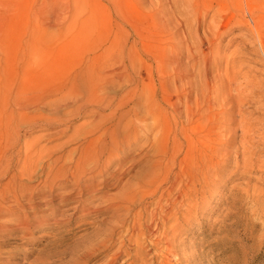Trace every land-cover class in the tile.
I'll use <instances>...</instances> for the list:
<instances>
[{
	"label": "rangeland",
	"instance_id": "1",
	"mask_svg": "<svg viewBox=\"0 0 264 264\" xmlns=\"http://www.w3.org/2000/svg\"><path fill=\"white\" fill-rule=\"evenodd\" d=\"M230 3L236 6L233 10H243L241 15L222 17ZM250 8L251 0H0V89L13 88L22 79L35 84L38 69H45V94L64 83L75 69H98L102 76L105 69H142L144 78L148 72L159 76L156 69H179L186 78L208 73L213 88L222 81L218 88L223 98L225 93H235L227 86L226 75L231 73H236L235 82H254L245 92H264V52L249 31V17L254 18ZM130 88L124 85L119 90ZM63 99L60 93L45 98V114ZM232 101L235 108H231ZM237 101L238 96L223 101L220 108L228 112L220 116L223 121L234 114L233 123L225 122L234 132L223 133L224 141L231 138L226 148L229 156L223 152L222 166L217 174H210L206 189L177 205L175 209L181 211L174 222L159 229L158 234L168 230L172 242L181 244L169 256V264H264V166L260 165L264 144L256 139L264 136V116L259 117L261 110L256 109L259 100L246 105L256 119H249L254 131L249 133L252 142L245 145L241 137L246 127L240 125V119L248 116L247 111H238ZM71 114L73 127L62 134L55 132L65 128L63 124L45 126V130L25 128L24 133L32 137L45 132L43 143L47 146L62 142L74 126L90 119L77 111ZM144 139L124 163L123 178L108 182V193H117L121 184H136L142 171L150 168L155 148ZM244 147L257 150L248 166L241 154ZM181 158L190 161L184 152L177 155V160ZM137 192L128 213L122 211L127 217L124 228L111 226L110 212L94 210L104 201L101 197L64 210L67 221L63 225L55 227L47 219L31 238L21 237L26 233L2 230L7 227L3 226L0 264H107L119 240L124 238L127 248L134 244V220L144 217L146 223L149 218L145 212L152 208L153 197ZM138 212L145 215L136 216ZM99 228L113 229L114 244L87 249L90 233ZM160 246L159 252L165 254V243ZM138 247L123 253L115 264H153V252L147 248L138 252ZM159 260L157 256L154 264Z\"/></svg>",
	"mask_w": 264,
	"mask_h": 264
},
{
	"label": "bare ground",
	"instance_id": "2",
	"mask_svg": "<svg viewBox=\"0 0 264 264\" xmlns=\"http://www.w3.org/2000/svg\"><path fill=\"white\" fill-rule=\"evenodd\" d=\"M230 5L228 13H223L222 17L229 15L230 19L241 15L243 10L235 11L236 6ZM250 9L254 18L249 17V31L256 35L264 52V0H251ZM105 71L102 76L98 69H75L64 83L45 94V69H38L34 72L35 84L31 79L26 83L22 79L13 88L0 89V230L7 226L2 230L26 233L20 236L31 238L30 234L43 222L47 223V219L55 227L63 225L67 221L64 210L83 207L99 197L104 201L94 210L110 212L111 226L124 228L127 217L122 211L129 209L137 191L142 190L153 197L152 208L145 212L149 218L146 223L144 217L134 220L132 227L137 232L134 244L127 248L124 238L119 240L107 264H115L137 244L138 252L146 248L153 252V264L157 256H160L158 264H169V256L178 251L181 244L172 242L174 237H169L168 230L158 232L167 222H174L177 212L181 211L175 207L183 205L200 189L205 190L210 174H217L222 166L220 158L229 148L231 139L224 141L223 133L234 132L225 125V122L233 123L234 114L224 121L220 119L228 113L220 109L223 101L238 96V111H247L248 117L240 119V125L246 127L241 142L247 145L252 142L249 133L254 131L249 119L256 118H252L253 110L246 105L259 100L260 106L256 109L261 110L259 117L264 116V92H245L255 84L252 80L235 82L236 73L226 75L228 89L235 93H225L223 98L218 88L223 85L222 81L213 88L204 71L193 78H186L177 72L179 69H156L159 76L148 72L145 78L142 69ZM124 85L131 88L119 90ZM53 91L64 95V99L45 114V98L53 96ZM233 107H236L234 101ZM73 111L90 119L74 126L62 142L47 146L43 143L45 132L32 137L24 133L35 127L45 130V126L63 124L65 128L55 132L62 134L73 127ZM143 138L144 143L147 140L155 148L152 165L142 171L136 184H121L117 193H108V182L123 178L124 163ZM256 139L258 144H264V136ZM253 149L240 150L247 166L251 165L250 156L257 155V150ZM181 152L189 157V162L183 158L177 160ZM229 153L223 155L229 156ZM261 163L264 166V158ZM5 177L6 181L1 182ZM60 208L62 212L56 217ZM113 235L112 228L96 229L90 233L89 246L85 247L107 248L114 244ZM161 242L165 243L162 249L165 254L159 252Z\"/></svg>",
	"mask_w": 264,
	"mask_h": 264
}]
</instances>
